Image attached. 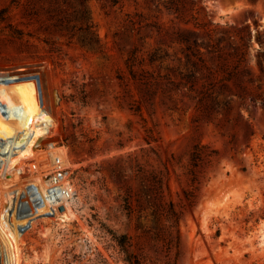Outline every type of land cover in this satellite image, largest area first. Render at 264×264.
Masks as SVG:
<instances>
[{
	"label": "rangeland",
	"instance_id": "obj_1",
	"mask_svg": "<svg viewBox=\"0 0 264 264\" xmlns=\"http://www.w3.org/2000/svg\"><path fill=\"white\" fill-rule=\"evenodd\" d=\"M187 8L196 15L189 24L152 0H0V72L27 77L56 124L19 166L11 167L21 146L12 157L0 152V256L15 231L3 215L5 191L39 176L38 167L48 173L62 153L77 186L73 211L66 220L42 211L22 227L21 264H264V0H189ZM85 20L93 45L73 26ZM174 29L190 35L205 64L191 55L193 68ZM209 29L221 59L202 44ZM240 42L248 70L224 89L220 66L233 64ZM134 47L135 76L127 65ZM156 50L169 55L152 62ZM209 82L201 110L196 96ZM10 139L0 129V149ZM198 144L203 158L194 165ZM155 173L181 217L179 252L157 237Z\"/></svg>",
	"mask_w": 264,
	"mask_h": 264
},
{
	"label": "bare ground",
	"instance_id": "obj_2",
	"mask_svg": "<svg viewBox=\"0 0 264 264\" xmlns=\"http://www.w3.org/2000/svg\"><path fill=\"white\" fill-rule=\"evenodd\" d=\"M53 125H56L55 119L50 114L47 106H38L36 104L27 77L21 74L0 72V129L2 131L4 130L7 134L9 133L10 136L11 134L13 136V139L8 140L7 146L1 148L0 152L2 155L10 153L8 156H11L13 148L18 147L17 150H19L21 146L20 149L23 150V152H21L22 154L15 157L13 156L14 165L11 167L19 166V163L23 160L22 158L24 156L31 157V155L35 154L38 139H40L46 132H51ZM9 142L10 145L8 147ZM53 148L58 149L57 146L56 148L55 146ZM2 159L6 160V156H3ZM40 169L41 168L38 167V170L41 173L39 176H42L43 173ZM21 171H23V168ZM17 173L18 171L16 174ZM8 174H10V172ZM39 176H34L27 180H38ZM8 178L13 179V181L16 179L9 176ZM17 179H19V177ZM27 180H23L21 183H11L10 187L13 188L11 190H6V193L4 194L6 210L3 215H9L11 221L15 224V231H7L9 232L8 237H10V245L8 246H10L11 251L7 250V253L6 251H2L0 264H12L14 261L16 264H21L18 246V234L20 230L25 225L32 223V218L41 214L42 211L50 213V211H48V201L44 198H39L38 202H33L31 206L28 205L27 197L23 194ZM63 204H65L64 210H59L57 208L56 211L51 213H55L54 215L61 220H66L70 217L73 208L70 201H63ZM9 208H11V210H9ZM7 227L9 226L7 225Z\"/></svg>",
	"mask_w": 264,
	"mask_h": 264
},
{
	"label": "trees",
	"instance_id": "obj_3",
	"mask_svg": "<svg viewBox=\"0 0 264 264\" xmlns=\"http://www.w3.org/2000/svg\"><path fill=\"white\" fill-rule=\"evenodd\" d=\"M113 3H117L118 0H111ZM157 5H163L167 10L175 14V18L180 19L186 24H189L192 20V18H196V15L193 14L192 17L187 16V3L189 0H152ZM193 4H198L199 0H190ZM141 17H144L143 14H140ZM64 19V18H63ZM61 19V25H65V27L69 28L71 26V23H67ZM68 21H71L70 18H68ZM148 27H152L158 34H161L163 31L162 25L158 21H148L147 23ZM194 25L196 27H205L204 25H201L197 21L194 22ZM206 25V24H205ZM74 27L78 26V29L81 31H88L91 33V27L92 24L89 23V21L85 20L80 25L73 24ZM186 28V27H185ZM209 40H202V44L205 47H211L209 48L210 51H214L217 53V56L221 59L222 54L220 52L221 48L220 46L212 42L213 39V31L211 29L208 30ZM192 33H197L198 30L194 29L191 30ZM168 33L171 34L173 41H178L183 44V49L186 52L188 62L193 66V68L197 67V62L191 60V55L194 57H197L201 62L205 64V58L201 55V52H196L194 50V42L191 40L190 35L188 33L182 32L180 30H168ZM84 43L93 45L94 43L98 42V38L94 33H91V37L89 39L84 38ZM195 43H198V41H195ZM236 50V59L234 60L233 64L230 66L228 63H222L221 69L224 71L223 76L220 78V81L222 82L221 87L224 89H231V81L235 78L236 75H238V72H243L244 70H248L247 64H245V61L247 60L248 55V45L245 42H240V44L234 46ZM200 53V54H199ZM137 47H134L132 51H130V54L127 58V65L130 69V72L133 76H135L134 66L137 63ZM169 53L166 52L165 54H159L156 50L150 55V61H154L156 59H161L165 56H168ZM209 67V66H208ZM251 72V70H249ZM194 76V73H186L182 74V77L184 79H187L188 82H191L192 77ZM171 82V80H169ZM144 83L147 85L148 81L145 80ZM188 86V85H187ZM215 86V82H209L208 85H205V88L201 90L197 96H196V106L202 109L203 101L206 96H209V91L213 89ZM236 89H242V92L235 93L237 96L242 97L244 95V92L246 91V87L242 84H237ZM190 90H194L193 84H190L188 86ZM238 91V90H237ZM259 96V95H258ZM203 145H196L194 150L192 151L191 157L194 165H197L198 162L203 158ZM214 152L206 153L209 156H212ZM153 182L156 189V198L160 200V204L155 209V225L157 232V237L165 242V244L168 246L169 249L173 250L175 249L177 252H179L181 247V217L179 215V212L177 211L174 202L170 195L166 194L164 185H166L168 189V184L165 182L164 177L161 174L155 173L153 176ZM150 187L147 186V184L144 185V191L146 194L149 193ZM165 202L164 205H162V202Z\"/></svg>",
	"mask_w": 264,
	"mask_h": 264
},
{
	"label": "built area",
	"instance_id": "obj_4",
	"mask_svg": "<svg viewBox=\"0 0 264 264\" xmlns=\"http://www.w3.org/2000/svg\"><path fill=\"white\" fill-rule=\"evenodd\" d=\"M53 167L48 173H43L38 180L27 181L23 194L27 197L28 205L38 202L39 198L48 201L49 214L61 210L63 201L72 200L77 194V186L67 170V158L62 153L56 154Z\"/></svg>",
	"mask_w": 264,
	"mask_h": 264
},
{
	"label": "water",
	"instance_id": "obj_5",
	"mask_svg": "<svg viewBox=\"0 0 264 264\" xmlns=\"http://www.w3.org/2000/svg\"><path fill=\"white\" fill-rule=\"evenodd\" d=\"M61 210H64L65 209V205H61Z\"/></svg>",
	"mask_w": 264,
	"mask_h": 264
}]
</instances>
